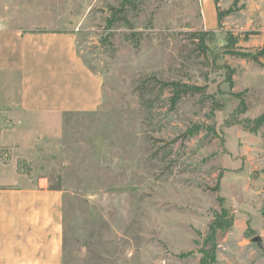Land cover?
<instances>
[{
  "label": "rangeland",
  "instance_id": "obj_1",
  "mask_svg": "<svg viewBox=\"0 0 264 264\" xmlns=\"http://www.w3.org/2000/svg\"><path fill=\"white\" fill-rule=\"evenodd\" d=\"M119 3L0 0V27L74 28L103 82L93 111L30 112L0 68V182L63 191L64 264H264V57L231 52L264 45V0H143L110 25ZM171 82L203 91L172 105Z\"/></svg>",
  "mask_w": 264,
  "mask_h": 264
},
{
  "label": "crops",
  "instance_id": "obj_2",
  "mask_svg": "<svg viewBox=\"0 0 264 264\" xmlns=\"http://www.w3.org/2000/svg\"><path fill=\"white\" fill-rule=\"evenodd\" d=\"M76 35L69 27L1 25L0 68L19 72L14 102L19 109L66 112L100 106L103 82L78 53ZM5 141L0 138V144ZM0 264H64L62 190L19 172L0 182Z\"/></svg>",
  "mask_w": 264,
  "mask_h": 264
},
{
  "label": "trees",
  "instance_id": "obj_3",
  "mask_svg": "<svg viewBox=\"0 0 264 264\" xmlns=\"http://www.w3.org/2000/svg\"><path fill=\"white\" fill-rule=\"evenodd\" d=\"M143 0H120L119 6L118 7H111V15L110 18L108 19V22L110 25H113L116 23L117 20L120 21H126V17L123 16L122 19V14L124 13V10L128 7H135L137 8L138 5L142 2ZM119 19H118V18ZM195 37L199 40V44L204 48L205 46V41H206V32H196ZM234 42L229 39L227 41L226 47H230L233 45ZM234 55L240 56L242 58L246 59H251L255 62H260L261 58L264 57V45L261 46L259 49L256 51H231ZM229 81L232 83V77L230 76ZM174 87L173 95L171 97V102L172 105H176L179 99L184 95L189 92H196V91H203V89L200 86H195V85H189V84H181L179 82H171L170 83ZM243 104V102H242ZM225 214L220 218V221L216 222V225L219 228H225L229 227L232 222H233V217L230 214V211L224 210ZM203 264H210L206 260H204ZM212 264V263H211Z\"/></svg>",
  "mask_w": 264,
  "mask_h": 264
}]
</instances>
